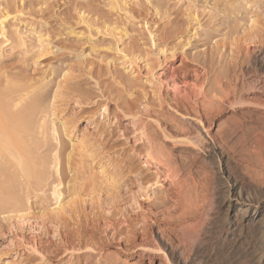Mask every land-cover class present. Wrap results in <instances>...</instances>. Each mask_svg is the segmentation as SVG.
I'll return each instance as SVG.
<instances>
[{
	"label": "rangeland",
	"instance_id": "1",
	"mask_svg": "<svg viewBox=\"0 0 264 264\" xmlns=\"http://www.w3.org/2000/svg\"><path fill=\"white\" fill-rule=\"evenodd\" d=\"M0 21V85L8 77L45 93V119L24 139L35 163L60 144L74 153L68 175L44 168L43 185L6 170L28 206L0 211V264H149L137 254L146 226L185 247L191 264H264L250 252L251 227L245 241L224 234L223 204L233 181L252 199L264 195V0H0ZM227 93L239 103L223 102ZM141 118L166 147V168L144 162ZM180 128L199 139H176ZM211 140L227 150L228 178ZM70 243L95 251L65 252ZM162 251L151 264H174Z\"/></svg>",
	"mask_w": 264,
	"mask_h": 264
},
{
	"label": "bare ground",
	"instance_id": "2",
	"mask_svg": "<svg viewBox=\"0 0 264 264\" xmlns=\"http://www.w3.org/2000/svg\"><path fill=\"white\" fill-rule=\"evenodd\" d=\"M0 26L2 27V21H0ZM256 58H257L256 59L257 64L264 71V56L263 57H256ZM7 78L4 82H2L3 85L1 84L3 86V89L0 87L1 88L0 89V158L5 159L4 161L0 159V193L5 196V197L0 199V211L23 212V211L27 210L28 202L25 203L26 198L25 197L22 198L20 196L22 194L19 195L18 192H16L15 188L17 186H20V185L14 186L15 183L13 182V180H11V178L14 179L12 177L13 175H11V178L8 179V177L10 176L11 173H7V174H9V176H6L7 175V174H5L7 172L6 170L11 171V168H13V170H14V167L19 168L18 170H21L22 172L21 171H20L21 173H19L17 171L16 172L19 174H24L22 177H24V178H25V176H26V178L28 177L27 180L29 178H31L32 176H36V180H37L36 185L38 182L37 186H39L40 182H43V178L46 175V174L45 175L43 174V176H42V173H45V171H47L46 169L44 171V168H46V166H47V169L52 166V168L55 171V175L57 174L56 176H61L64 173L67 174V172H65V171L67 169L68 170L71 169V165H70V164H72L71 158H72L74 153L72 154V145H70L71 151H69L66 154L67 150H66L65 145H67V144L66 143H64L65 145L60 144L61 149H62V153L59 154V151H58V154L55 153L53 158L51 157L52 159H42L40 161V163H39V156H38V160H37L38 162L37 163H39V164L35 163V160L37 157L35 155L33 156V154L31 155L32 150L26 144V142H24V139L26 137V141H27V138L29 136H32L30 134L32 132V130L36 131V130H34V127L36 128L35 125L40 124L39 126H37L40 128V126L42 125V123L45 119L42 116V113L44 111L43 110L44 109L43 103L45 100L43 94H45V93H40V92L33 93V91L31 92V90L26 88L27 86L25 87V86L19 85L17 83H16L17 85H14L15 82H12V81L11 82H12V84L14 83L13 84L14 86L10 85L11 82H9V80ZM7 80L9 83L7 82ZM174 83L175 82H173V85L176 84V83L175 84ZM229 95L227 93L226 95H224V97L221 98V100L223 102H226L229 104L230 103L231 104L232 103L233 104L239 103V101L235 100L234 97L233 98L229 97ZM9 102H11V104H9ZM12 108L15 111H12ZM105 109H106V107H104V110ZM128 110L130 112V109H128ZM203 115L207 116L208 113L205 112ZM147 116H148L147 117L148 119L153 120V118H151V116H149V115H147ZM132 118H133L132 123L134 124L136 121L135 119L137 117H135V115L133 114ZM138 119H139V116H138ZM154 120H156V119H154ZM154 120H153V122H156ZM141 122H142L141 126L139 128H136L135 131L138 132L139 140L144 145V149H143L144 150V152H143L144 153V162H147L148 165L154 166V167H156V170H159V168H162V166L165 167V165L167 164V161H168V154L166 152V147L164 146V144H162L159 141V139L156 136V133L153 135V133L151 134L150 132H147L146 126L149 125V123H151V122H148V120L145 118L142 119ZM157 124H158V121H157ZM182 129L180 128V129L174 130L173 132H175V133L172 136L176 137V139L178 138V140H180V139L187 140L186 142H188L189 144H195V142L199 139L198 138L199 136H195V134L191 135V134L187 133V131L182 130ZM52 133H53V135L57 136V130L54 127L52 128ZM33 135H35V134H33ZM136 136H137V134H136ZM163 136H165L167 138H173L172 136L168 137L166 134H163ZM57 137H54V138L57 139ZM29 139H30V137L28 138V141H29ZM136 139L137 138H135V140ZM163 140H165V139H163ZM211 141H212L211 142L212 143L211 151L214 153L213 155L214 156L216 155L217 158L219 159L218 170L220 171L222 176L224 175L223 177L228 178L229 177L228 171L225 170V167L224 168L222 167L223 164H226L228 162L227 152H225L227 150H224L219 143H217V142L214 143L213 140H211ZM33 144H35V142ZM39 145H41V144H39ZM35 146H36V144H35ZM38 147H37V149H38ZM64 153L66 155H63ZM43 158H45V157H43ZM49 165H50V167H48ZM73 166H75V165H73ZM36 167H42L43 168V169H41L42 172H41V170H39V172H38L37 169H39V168H36ZM32 178H34V177H32ZM10 180H11V183L13 182L14 184L12 183V185H11V183L9 182ZM57 180L59 182L55 184V186L53 187V190H52L53 191L52 194L57 201V207L54 210L58 211L57 214L60 211H61V213H62V211L67 213V210L65 208L66 206L61 204V200H60V198L62 196V191L60 190V188H58V186H60V184L62 182L60 180H62V179L58 178ZM15 182H16V180H15ZM157 183H158V179H156L152 184H149V187L151 185H155ZM25 185L26 184H23L22 188ZM223 194H224L223 195V204L225 205V212H226V216L224 219L225 220L224 234L233 235L234 238H232L230 236L229 237L232 238V240H235V241L237 240L240 242L241 239L243 241L244 239H246L248 237L246 234L247 233L246 229L248 227L253 228V229H251V228L248 229V231L254 230V232H255L254 234H252V232H251V234H252L251 238L248 237V238H250V241H251L250 244L252 245L249 247V249H251L250 252H252L254 254L256 261L264 262V195L262 194L258 198L252 199L250 196H248V194L246 195V193H244L242 191L241 186L237 187L236 181L235 182L233 181V182L227 184V187H225V189L223 190ZM23 199H25V200H23ZM197 210L198 209H196V208H193L192 210H190V209L185 210L179 217H177V220L180 221L181 223L185 222L186 220H188L192 216H194L196 214ZM18 220L23 221L25 219L21 215V216H19ZM104 222H106V220ZM106 227H108V225ZM149 230H150V228L148 227V229H147V226H146L142 232L143 234L141 233L142 234L141 235V242L137 244V252H138L137 254L139 257L145 256L148 259L149 264H151L152 261H154L156 258L159 257V255L161 257L163 256L166 258V254H164L162 250L168 249L169 250L168 253H170V258H171L170 261H172L174 264H191L188 262L189 258L185 255V247H183L182 249H174L171 246L170 242L167 239H165L164 230L159 229V227H157V233L159 235V239L164 240L163 243H162V241L161 242L158 241V238L154 234H152V231L149 234ZM194 233H196V232H194ZM194 233L188 237L189 240L195 241L197 239L198 234L196 233L197 235H195ZM219 234H217V235H219ZM148 236L151 238V240H147ZM65 238H67V237H65ZM225 240H226V238H225ZM67 241H68V238H67ZM35 244L36 243L33 242L30 245V248L34 252L35 251L37 252L38 248L36 249L37 246H35ZM71 244H73V243L68 244V245H70V247L65 244L66 245V246H64L65 252L66 251L67 252H69V251L73 252L74 251L77 253L78 252H85V250H87L86 248H88L89 250L95 251V247H92V246H94V244H92L91 246L89 245L87 247L86 246L84 247V245L79 244L80 246L77 245V246H79L77 248H75V246L71 245ZM196 244H198V243H196ZM39 245H40L39 246V249H40V247L43 244L40 242ZM81 246H83L85 249L82 248ZM41 248L43 250L44 247L42 246ZM25 249H26V247H25ZM50 252H52V251H50ZM37 254H38V252H37ZM40 255H41V253H40ZM4 264H14V262L9 260L8 258H5Z\"/></svg>",
	"mask_w": 264,
	"mask_h": 264
}]
</instances>
